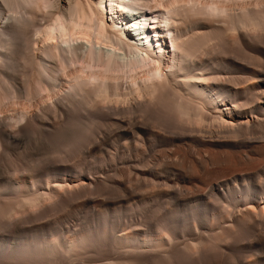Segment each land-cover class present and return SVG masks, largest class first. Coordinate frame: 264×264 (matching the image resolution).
Wrapping results in <instances>:
<instances>
[{
  "label": "bare ground",
  "instance_id": "6f19581e",
  "mask_svg": "<svg viewBox=\"0 0 264 264\" xmlns=\"http://www.w3.org/2000/svg\"><path fill=\"white\" fill-rule=\"evenodd\" d=\"M16 100L35 112L22 101L0 113L13 167L0 184V264H264V0H0V105ZM102 124L134 141V158H120L128 186L83 167L40 180L15 152L34 129L71 132L64 150ZM139 142L159 148L155 162ZM110 185L121 195L95 196ZM59 207L81 228L41 225Z\"/></svg>",
  "mask_w": 264,
  "mask_h": 264
},
{
  "label": "rangeland",
  "instance_id": "374dc122",
  "mask_svg": "<svg viewBox=\"0 0 264 264\" xmlns=\"http://www.w3.org/2000/svg\"><path fill=\"white\" fill-rule=\"evenodd\" d=\"M51 1H54V0H51ZM26 6L24 7V8H22V10H21V12H20V15L21 14H23L24 16H25V19L24 20H28V19H32V18H29V17H31V14H30V8L28 7V9L26 8ZM23 9H24V11H23ZM47 9H45V11H46ZM49 11L50 10H48V11H46L45 12V14L43 13L42 14V16L40 17V15L39 16H37V18L36 19H34V17H35V15H34V17H33V20L35 21H33L34 22V25H33V22L30 20V23L28 24H26V22L24 23V25L28 28V30H25L24 31V28H23V30L21 29V32L23 33V31H24V37L26 36V37H28L29 38V36L30 37H32V38H34V37H36V35L35 34H33V33H35V30L39 27V26H41V25H43V24H46V23H43L42 21H44V19L46 18V19H49ZM23 12V13H22ZM26 13V14H25ZM41 13V12H40ZM28 14H30V16L29 17H27L28 16ZM44 15V16H43ZM48 16V17H46V16ZM22 16V15H21ZM154 16V19L156 20V18H155V15H153ZM23 17V16H22ZM21 17V18H22ZM26 17L28 18V19H26ZM24 18V17H23ZM22 18V19H23ZM39 18V19H38ZM42 18V19H41ZM44 18V19H43ZM41 19V20H40ZM46 19H45V21L44 22H47L46 21ZM41 21V22H40ZM27 22H29V21H27ZM38 22H40V24H38ZM32 23V24H31ZM154 23H156V22H153V24ZM32 26H34V27H32ZM152 23H151V20H150V26H148V28L149 29H152V30H154L153 29V27H154V25H153ZM24 25H23V27H24ZM29 25L31 26V27H29ZM25 27V29H27ZM36 27V28H35ZM30 28H31V30H32V32H30L31 30H30ZM33 28H35V29H33ZM30 30V31H29ZM26 31H27V34L29 33V35H26ZM22 33H21V35H22ZM31 33V34H30ZM155 34H156V32H154ZM32 35V36H31ZM157 35H158V32H157ZM23 36V35H22ZM34 36V37H33ZM19 77V76H18ZM125 77H127V76H125ZM19 79H21V77L19 78ZM125 79V78H124ZM123 78H122V82L123 83H125L124 81H126L127 80V78L124 80ZM17 101V102H16ZM15 102H16V104L18 103H20L17 107H16V105L14 104V106L12 105V102L10 103V101H6V102H8L7 103V106H4L3 104V106L2 105H0V107L2 108H0V113H1V110L3 111V112H6V110H7V114H14V112H16L15 111V108H17L16 110H17V112L16 113H18V110L20 111V105H22L23 106V103L25 102V104H24V107L26 108V106H27V104H28V108H30V107H34L33 109H34V111H33V109L31 110V109H29V110H31L32 112H35V100H32V102L34 101V105L31 103V101H25V100H22V101H24V102H22L21 100H20V102H18V100H16ZM5 102V103H6ZM14 102V103H15ZM29 102L31 103L30 105V107H29ZM11 104V105H10ZM6 105V104H5ZM26 105V106H25ZM33 105V106H32ZM11 106V107H10ZM12 106H13V110H11L12 109ZM21 106V107H22ZM6 107H7V109H6ZM8 107H9V109H8ZM5 108V109H4ZM28 108H26V109H24L23 108V111H25V110H27V111H25L27 114H29V110H28ZM10 111V112H9ZM30 111V113H32ZM2 112V114H0V115H3V114H5V113H3ZM9 112V113H8ZM108 124H102V125H98V128L97 127H95V129H93V131L91 132V134L90 133H87V134H89V135H86L85 136V134L86 133H84V132H81V136H82V143H80V145L78 146V147H80L81 145V147L80 148H73V147H71L70 148V146L69 147H65L64 148V150H63V147L64 146H62L61 144H62V142H63V145H67V144H65V143H67L68 142V138L70 137V134H71V132H69V131H66L65 133H62V135L61 134H59V133H53V132H48L47 130V132L46 131H40V130H35L34 129V131H32V133H30V134H28V137H29V143L28 144H26L24 147H20V148H18V149H16L15 150V152H16V154H21V153H23L24 152V154H21L23 157H24V155L26 154V156H27V159L24 157V159L25 160H28L27 161V163L30 165V166H33V165H35V168L37 169V174H38V178H40V177H42V178H40V180H44V179H50V180H56V179H58V178H62V177H66V178H69V177H73L74 175L73 174H71V173H69V170L73 167H83V168H85L86 170H87V172L88 173H91V175H94V176H106L107 178H111V179H113V180H116V181H118V182H122V183H125L126 184V186H128V185H130V183H128L130 180H131V174H130V167L126 164V163H120V158H122L123 156V158L125 159V160H127L128 158H132V156H133V158H134V156H135V150H134V147H135V145H134V141L132 140V138L129 136V135H124L123 134V132H122V130L120 131L117 127H115L114 126V128H116V130L113 128V126H107ZM99 126H101V127H99ZM106 126V127H105ZM105 127V128H104ZM112 127V128H111ZM101 129V130H100ZM109 129H111V130H109ZM113 129V130H112ZM118 129V130H117ZM107 130V131H106ZM96 131V132H95ZM36 132V133H35ZM94 132V134H92ZM102 132V133H101ZM116 133V134H115ZM118 133V134H117ZM32 134V135H31ZM41 134V135H40ZM99 134H101V137L102 138H100L99 137ZM113 134H115V135H113ZM34 135V136H33ZM37 135V136H36ZM52 135V136H51ZM92 135V136H91ZM116 135H117V137H116ZM30 136H33V137H30ZM36 136V137H35ZM39 136V137H38ZM65 136H66V139H65ZM98 136V137H97ZM105 137V139H104V137ZM63 137V138H62ZM91 137V138H90ZM93 137V138H92ZM30 138H32V139H30ZM56 138V139H55ZM60 138H62V140L60 139ZM86 138V139H85ZM115 138V139H114ZM117 138V139H116ZM37 139H38V141H37ZM49 141V142H47V140ZM55 139V140H54ZM98 139H100L99 140V142L97 141ZM111 139V140H110ZM113 139H114V141H113ZM128 139V140H127ZM31 140V141H30ZM35 140H36V142H35ZM45 140V141H44ZM53 141V143H52V141ZM59 140L61 141V142H59ZM63 140H65V141H63ZM66 140H67V142H66ZM84 140V141H83ZM85 140H89V141H85ZM34 141V142H33ZM57 143H55V142ZM126 141H127V143H126ZM39 142V143H38ZM65 142V143H64ZM69 142H70V140H69ZM85 142V143H84ZM97 142V143H96ZM102 142H104V143H102ZM111 142H113V144L111 143ZM127 144H125V143ZM35 143H37V144H35ZM48 143H50V144H48ZM95 143V144H94ZM116 145H115V144ZM140 143H142V142H139L138 144L140 145ZM40 144V145H39ZM59 144V145H58ZM69 145L71 144V143H68ZM100 144V145H99ZM102 144V145H101ZM112 144V145H111ZM120 144H123V145H120ZM143 144V143H142ZM142 144L139 146V148L142 146ZM51 145V146H50ZM54 145V147H52ZM62 147H61V146ZM96 145V146H95ZM119 145V146H118ZM38 146H40V147H38ZM92 146V147H91ZM115 146V147H114ZM44 147H45V149H44ZM57 147V148H56ZM106 147V148H105ZM114 147V148H113ZM145 147V148H144ZM144 147H141L140 149H141V151L144 153H141L140 154V158H141V161H146V162H148V163H150L151 162V164L153 163V162H155L156 161V159L158 158V153H159V148H156V147H149L148 145H144ZM30 150H29V149ZM39 148V149H38ZM42 148V149H41ZM52 148V149H51ZM54 148V149H53ZM60 148V149H59ZM62 148V149H61ZM69 148V149H68ZM88 148V149H87ZM90 148V149H89ZM101 148V149H100ZM118 148H119V150H118ZM154 148V149H153ZM5 148L4 147H2L1 146V149H0V152H2L1 154H0V184H3V183H5L6 181H7V179L9 178V174H10V172L8 173L7 171H11L12 170V164L8 161L9 159V157L7 156V155H5V154H7L6 153V150H4ZM68 149V150H67ZM71 149V150H70ZM76 149H77V152H76ZM80 149H82V151L80 150ZM111 149H112V151H111ZM129 149H130V151L132 152H129ZM22 150H23V152H22ZM26 150V151H25ZM29 150V152L28 153H26L27 151ZM34 150H38V151H34ZM41 150H42V152H41ZM68 152H67V151ZM87 150V151H86ZM92 152H90V151ZM107 150H108V152H107ZM124 150V151H123ZM127 150H128V152H127ZM151 150V151H150ZM32 151H33V154H32ZM40 151V152H39ZM66 153H64V152ZM79 151V152H78ZM89 151V152H88ZM97 151V152H96ZM111 152V154H113V155H110V152ZM120 151V152H119ZM144 151H146V152H144ZM3 152H5V154L3 153ZM37 153V154H34V153ZM48 152V156L46 155V153ZM58 153V154H56V153ZM100 152V153H99ZM118 152H119V156H118ZM124 152V153H123ZM49 153H51V154H49ZM62 153H63V155H62ZM69 153H72V154H69ZM103 153V154H102ZM117 153V158L116 157H114V155ZM152 153V154H151ZM154 153L156 154V156L154 155ZM28 154V155H27ZM40 154V155H39ZM46 155V157L44 156V155ZM59 154H61L62 155V157H59ZM76 156H75V155ZM79 154H82V155H79ZM87 154V155H86ZM132 156H131V155ZM6 156V159H5V156ZM37 155H39V156H37ZM50 155V156H49ZM53 155H55L54 156V158H55V160H54V158L52 159V156ZM60 155V156H61ZM100 155V156H99ZM149 155V156H148ZM21 156V157H22ZM42 156H44L43 158L44 159H41V157ZM78 156H79V158H78ZM86 156V157H85ZM96 156V157H95ZM97 156H98V158H97ZM102 156V157H101ZM103 156H106V157H103ZM109 156V157H108ZM111 156H113L114 157V159H113V157L111 158ZM142 156V157H141ZM145 156H147V157H145ZM151 156V157H150ZM4 157V158H3ZM8 157V158H7ZM36 157V158H35ZM37 157H39V159L37 158ZM49 159H48V158ZM60 159H59V158ZM69 157V158H68ZM74 157V158H73ZM76 157H77V159H79V160H77L76 159ZM81 157V158H80ZM84 157V158H83ZM93 157V158H92ZM126 157V158H125ZM154 157V158H153ZM63 158V159H62ZM66 158V159H65ZM68 158V159H67ZM75 159V160H73V159ZM97 158V159H96ZM107 160H109V161H106V159ZM110 158V159H109ZM115 158H116V160H115ZM3 159L4 160H6L7 162H2L3 161ZM24 159H20V163L22 164V166L20 165V170H22V169H24L25 167H30L27 163H26V161H24ZM30 159H32V160H30ZM53 161H52V160ZM86 159V160H85ZM118 159H119V161H118ZM123 159V160H124ZM150 159H152V160H150ZM41 161V163H40V161ZM46 163H44L43 161ZM49 160V161H48ZM62 160H63V162L65 163H63L62 162ZM88 160V161H87ZM99 160V161H98ZM115 160V161H114ZM148 160V161H147ZM31 161H33L34 163H32ZM37 161H39V163L41 164H39L38 165V162ZM50 161H52V162H50ZM66 161H67V163H66ZM83 161V162H82ZM101 161V162H100ZM111 161V162H110ZM114 161V162H113ZM42 162H43V165H42ZM73 162V163H72ZM76 162V163H75ZM96 162V163H95ZM103 162V163H102ZM105 162V163H104ZM6 165H5V164ZM10 163V164H9ZM26 163V164H25ZM36 163V164H35ZM59 163V164H58ZM61 163H62V165H61ZM72 163V164H71ZM81 163V164H80ZM93 165V167H90V165L91 164ZM115 163V164H114ZM117 163H118V165H117ZM70 164V165H69ZM74 164V165H73ZM76 164V165H75ZM103 164H104V166H105V168H103L104 166H103ZM123 166L122 168H121V165ZM1 165H2V168H1ZM27 165V166H26ZM38 165V166H37ZM88 165V166H87ZM91 165V166H92ZM96 165V166H95ZM98 165V166H97ZM127 165V166H126ZM11 166V167H10ZM24 166V167H23ZM38 168H37V167ZM50 166V167H49ZM66 166V167H65ZM85 166V167H84ZM102 166V167H101ZM107 166V167H106ZM124 166H126V167H124ZM39 167H40V169H39ZM102 169H101V168ZM118 167H120V169L118 168ZM22 168V169H21ZM42 168V169H41ZM62 168H65L64 170H62L61 171V169ZM107 168V169H106ZM115 168H116V170H115ZM2 169V170H1ZM6 169H9V170H6ZM88 169H90V170H88ZM92 169H93V171H92ZM112 169V170H111ZM118 169V170H117ZM125 169V170H124ZM97 170H98V172H97ZM102 170V171H101ZM51 171V172H50ZM96 171V172H95ZM101 171V172H100ZM103 171H104V173H103ZM40 172V173H39ZM125 172V173H124ZM5 173V174H4ZM18 173H22V172H18ZM110 173V174H109ZM116 173V174H115ZM121 173H123L122 175H121ZM128 173V174H127ZM20 174H18V175H20ZM121 176H120V175ZM128 176H127V175ZM130 174V175H129ZM7 175V176H6ZM49 175V176H48ZM50 175H51V177H50ZM68 175H69V177H68ZM90 175V174H89ZM114 175H118L117 177H115ZM5 176V177H4ZM46 176H47V178H46ZM102 176V177H103ZM114 176V177H113ZM105 177V178H106ZM125 177V178H124ZM129 177H130V180H129ZM117 178V179H116ZM123 178V179H122ZM128 178V179H127ZM133 178V177H132ZM75 178H72V180H74ZM120 179V180H119ZM127 179V180H126ZM128 184V185H127ZM116 185H110L109 187H108V189L106 188L105 190L103 189V190H101L98 194H95V196L96 195H98V196H102V197H106V198H114V197H117L118 195H121V190H119V187L118 186H116ZM111 188V189H110ZM117 189V190H116ZM107 190V191H106ZM112 190V191H111ZM208 190V191H207ZM210 189L209 188H206L205 189V191H203V193L201 194V195H208L210 192H211V190L209 191ZM3 191V189L0 191V192H2ZM103 192H105V193H103ZM110 192V193H109ZM208 192V193H207ZM112 193V194H111ZM117 193V194H116ZM120 193V194H119ZM205 193H207V194H205ZM107 194V195H106ZM106 195V196H105ZM109 195V196H108ZM116 195V196H115ZM101 197V198H102ZM61 210V211H60ZM60 211V212H59ZM56 212V214L54 215V213ZM64 212H65V214H67V209L65 208V207H59L56 211H53L52 213H50V216H48L47 218L49 219L48 221L47 220H42L43 221V223H41V225L42 224H45V222L46 223H48V222H53V221H55V219L56 220H58L59 221V225H61V227L62 228H66V227H71L72 229L75 227V225H76V229H79V228H81V226L83 225V220H82V218H80V216H73V218L71 217V219L70 218H68V217H66V215L64 214ZM53 214V215H52ZM57 214H61L60 216L59 215H57ZM54 216H56V217H54ZM59 216V217H58ZM54 217V218H53ZM64 217V218H63ZM46 218V219H47ZM51 218V219H50ZM59 218V219H58ZM61 218H62V220H61ZM68 218V219H67ZM125 218V219H124ZM73 219V220H72ZM78 219V220H77ZM142 219V220H141ZM141 219L140 220H138V221H140V224H142V228H143V230L144 231H146V232H148V233H155V232H157L158 230H156L157 228L155 227V225L154 224H156V222L154 221V219H152V217L150 216V215H145L144 217H141ZM66 221V223H65V221ZM68 220H70V221H68ZM81 220V221H80ZM42 221H40V222H42ZM61 221V222H60ZM76 221V222H75ZM63 222V223H62ZM79 222V223H78ZM124 222V223H123ZM126 222H128V223H126ZM117 223V224H116ZM68 224V225H67ZM71 224V225H70ZM127 224H130V220H129V218H126L125 216L120 220V221H118V222H115L114 223V225L115 226H120L119 228H123V226H124V228H125V226L127 225ZM145 224V225H144ZM36 226L37 225H40V224H35ZM64 225V226H63ZM67 225V226H66ZM73 225V226H72ZM25 226L27 227V228H29L30 227V224H25ZM80 226V227H79ZM127 227V226H126ZM145 227V228H144ZM147 229V230H146ZM1 230V229H0ZM151 230V231H150ZM155 230V231H154ZM2 231V230H1ZM0 231V232H1ZM3 234V232L2 233H0V236H3L2 235ZM244 244H248V242H245ZM101 263L103 262V263H107V262H109L108 260H104V261H100Z\"/></svg>",
  "mask_w": 264,
  "mask_h": 264
}]
</instances>
